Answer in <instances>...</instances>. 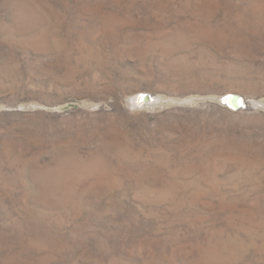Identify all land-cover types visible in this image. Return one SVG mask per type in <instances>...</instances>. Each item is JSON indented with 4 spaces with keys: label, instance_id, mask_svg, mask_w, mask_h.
<instances>
[{
    "label": "rangeland",
    "instance_id": "1",
    "mask_svg": "<svg viewBox=\"0 0 264 264\" xmlns=\"http://www.w3.org/2000/svg\"><path fill=\"white\" fill-rule=\"evenodd\" d=\"M0 264H264V0H0Z\"/></svg>",
    "mask_w": 264,
    "mask_h": 264
},
{
    "label": "bare ground",
    "instance_id": "2",
    "mask_svg": "<svg viewBox=\"0 0 264 264\" xmlns=\"http://www.w3.org/2000/svg\"><path fill=\"white\" fill-rule=\"evenodd\" d=\"M145 95H146V94H142V96H145ZM234 96H236V95H234ZM234 96H233V97H234ZM147 97H148V96H146V98H147ZM233 97H232V98H228L227 101H228V103H229L231 106H233L234 108H236L235 105H234V103H235L234 100H235V99H234ZM142 99H143V98L136 99V101L138 102V101H141ZM134 103H135V101H134ZM243 103H244V102H243ZM239 105H240V104H239ZM240 106H241V105H240Z\"/></svg>",
    "mask_w": 264,
    "mask_h": 264
},
{
    "label": "water",
    "instance_id": "3",
    "mask_svg": "<svg viewBox=\"0 0 264 264\" xmlns=\"http://www.w3.org/2000/svg\"><path fill=\"white\" fill-rule=\"evenodd\" d=\"M149 98H150V95H148L147 100H150ZM233 98L235 99L234 100L235 101V103H234L235 107L239 108L240 107V105H239L240 104V97L238 95H236Z\"/></svg>",
    "mask_w": 264,
    "mask_h": 264
}]
</instances>
